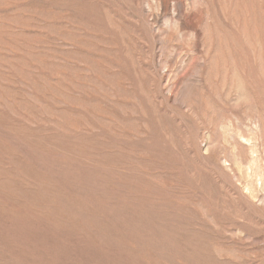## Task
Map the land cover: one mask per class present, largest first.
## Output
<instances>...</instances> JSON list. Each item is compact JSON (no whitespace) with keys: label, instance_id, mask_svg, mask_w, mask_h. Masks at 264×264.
I'll return each instance as SVG.
<instances>
[{"label":"rangeland","instance_id":"374dc122","mask_svg":"<svg viewBox=\"0 0 264 264\" xmlns=\"http://www.w3.org/2000/svg\"><path fill=\"white\" fill-rule=\"evenodd\" d=\"M0 264H264V0H0Z\"/></svg>","mask_w":264,"mask_h":264}]
</instances>
